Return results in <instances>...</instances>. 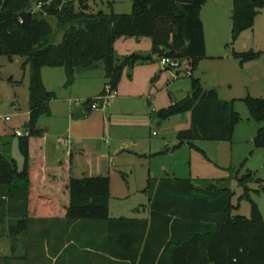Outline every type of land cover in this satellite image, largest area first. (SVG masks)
<instances>
[{"label": "trees", "instance_id": "16d2710c", "mask_svg": "<svg viewBox=\"0 0 264 264\" xmlns=\"http://www.w3.org/2000/svg\"><path fill=\"white\" fill-rule=\"evenodd\" d=\"M36 1L0 0V54L26 57L29 69L27 129L17 136L22 167L0 150V238L7 235L15 243L36 220H62L67 226L96 225V231L102 225L100 248L124 264H264V220L255 204L249 218L232 216L229 189L165 177L148 179L143 190L147 219L111 218L109 179H77L69 164L47 165L44 130L37 126L40 117L50 115L49 103L55 99L43 85V68H62L64 88H69L77 72L102 62L107 82L98 96L106 88L116 91L125 68L155 56L187 61L195 72L207 58L200 11L208 0H131L129 14L88 13L87 0H78L76 11L70 0H53L46 17L29 12ZM263 7L264 0H233L232 43L254 27ZM49 18L62 32L58 44L47 43L53 33ZM120 38H149L151 55L116 58L114 44ZM232 54L241 65L258 57L253 51ZM190 79L189 95L156 113L159 122L190 114V127L177 133L174 148L191 147L194 141L231 142L240 121L234 101L220 100L215 90ZM92 101L83 103V116L91 112ZM243 102L251 119L263 123L253 143L264 148V99L246 97Z\"/></svg>", "mask_w": 264, "mask_h": 264}, {"label": "rangeland", "instance_id": "374dc122", "mask_svg": "<svg viewBox=\"0 0 264 264\" xmlns=\"http://www.w3.org/2000/svg\"><path fill=\"white\" fill-rule=\"evenodd\" d=\"M70 1L78 11V0ZM222 1L223 11L218 21L220 25L218 38L216 39L214 31H211L212 36L208 33V57L206 56L207 58L199 64L192 78L199 79L204 90H215L220 100L234 101L233 108L238 113L240 121L235 127L232 141H194L191 147L184 144L174 148L178 145L177 132L190 127L189 113L171 117L158 124L159 121L155 117L157 112L154 114L151 110L147 113L144 110L140 111L141 104H147L150 108V102H145L141 98V102L126 98L121 101L110 100L108 106L96 110L109 109L108 112L114 113L110 133L106 132L100 139L102 149L110 147V154L105 155L106 158L113 156L111 171L104 173L110 183V217L146 218L148 211L144 207L148 204V196L143 189L147 180L177 177L190 178L198 185L217 183L218 187L229 189L232 193V216L249 218L251 206L255 204L264 220V148L256 147L253 143L263 123L251 119L243 102L246 97L264 99V7L257 15L254 27L242 33L238 40L232 43L233 0ZM131 4V0H87V12L129 14ZM211 8L214 6L209 3L206 9L211 11ZM207 16L210 25L209 12ZM48 21L53 33L47 43L58 44L62 32L57 30L55 19L49 18ZM146 41L148 48L144 56L151 55L152 50L150 40ZM249 51L258 53V57L242 65L241 59L232 54ZM122 57L116 56L118 59ZM26 61L27 58L23 56L10 58L0 54V116L10 117L8 121L0 119V142L3 144L6 139L8 140L10 144L8 147L7 143H4L8 149L7 154L17 163L19 169L22 167L23 159L18 150L17 136L13 133L17 128L23 130L16 124L13 114L19 112L20 107L29 106V69ZM148 63L160 70L152 79L155 83L161 82L165 89L172 85L170 89L173 91L170 94L172 99L179 101L187 96L190 92L191 79L186 76L184 70L182 71L184 74L175 81L172 71L160 66L157 56ZM102 67L103 63L98 62L90 71L95 77L100 76ZM121 78L127 82L132 80L130 68L123 70ZM140 90L141 86L138 91L132 92L138 93ZM166 99L170 103L169 96L162 94L155 103L163 104ZM13 101L16 104L12 105ZM139 112H142L139 117L130 118V114L135 115ZM135 141L137 146L134 144ZM102 157V154H96V167L103 161ZM92 159L88 161L89 164L92 163ZM87 165V162H81L79 168H72V177L80 179L87 176ZM118 197L122 199H117ZM62 222L68 225L67 221ZM62 222L36 220L30 225L27 235L15 243L11 242L7 235L1 237L0 264H96V255L83 250L85 245L93 248L96 228L81 223L69 231L68 227H61ZM12 246L15 248L14 252L11 251ZM5 257L9 258L8 262Z\"/></svg>", "mask_w": 264, "mask_h": 264}, {"label": "crops", "instance_id": "0c3cea01", "mask_svg": "<svg viewBox=\"0 0 264 264\" xmlns=\"http://www.w3.org/2000/svg\"><path fill=\"white\" fill-rule=\"evenodd\" d=\"M213 4L214 8H211V11H208L207 5ZM223 1L222 0H208L202 7L200 11V18L203 24L204 29V40L207 56V36L208 33L210 36L211 31L215 32L216 39L219 35L220 25L218 23L221 17ZM132 6V5H131ZM131 11V10H130ZM207 12L210 13L211 18H209V23L207 21ZM207 21V22H206ZM256 24V20L254 25ZM149 38H120L114 44V53L115 56H129L131 54L146 55L147 54V41ZM151 42V40H150ZM221 44V42H220ZM152 45V43H151ZM150 56V55H148ZM208 57V56H207ZM153 60V59H152ZM151 60V61H152ZM148 61V62H151ZM203 61V60H202ZM201 61V62H202ZM148 62L142 64H136L133 68L130 69L132 80L129 82L120 80L116 91H115V101H121V99H128L131 101L141 102L140 98L145 102H150V108L147 104H141V110L157 112L160 109L168 107L172 102H177L176 99H172L170 94L173 93L172 85L168 86L166 89L161 85V82L156 83L152 80L157 76L160 70L157 66L149 64ZM200 62V63H201ZM199 63V64H200ZM129 71V70H128ZM171 72V71H170ZM174 75V80L178 81L181 74H184L182 71H172ZM193 72L191 76H194ZM42 82L45 89L48 92L55 94V99L49 103L50 115L42 116L38 120V128L44 130V148H45V162L47 165H56L60 163L69 164L71 168L80 167V163L87 162L88 174L83 178L88 177H105L104 173L106 171H111L113 166V156L110 155V158L107 159L105 155L110 154L109 149L101 148L100 139L105 136L106 132L110 133V128L113 125V115L109 109L102 111H91L86 116H83L84 109L82 106H76L77 101H84L87 99H94L97 97L105 87L107 80L104 76V67L100 71V76L93 75L90 70L77 72L73 84L69 88H64V83L66 81L65 73L62 68H43L41 70ZM162 77V76H161ZM151 82V83H150ZM141 86V90L138 93H133L132 91H138ZM150 86V87H149ZM118 94L120 96H118ZM162 94H167L170 99H168L163 104L155 103V101L162 96ZM189 92L187 93V96ZM185 96V97H187ZM120 97V98H119ZM183 97V99L185 98ZM113 100V101H114ZM182 100V99H181ZM180 101V100H179ZM154 102V104H153ZM16 104L15 101L12 102V105ZM113 104L110 105L112 107ZM20 111L13 114L16 124H19L23 131L14 130V135L16 132H21L24 134L25 127L27 126L28 116H29V106L20 107ZM140 113L135 115L130 114V118L139 117ZM143 113L144 115H148ZM154 113V114H155ZM9 117V116H5ZM156 117V114H155ZM46 118V119H44ZM157 118V117H156ZM10 119V117H9ZM153 120V119H152ZM161 122H158L160 124ZM178 133V132H177ZM177 135V134H176ZM17 136V135H16ZM4 143H7V147L10 145L6 139L3 144L0 142V150L8 153V149ZM134 144L137 143L136 141ZM123 145V144H122ZM121 145V146H122ZM184 145V144H183ZM187 145V144H186ZM182 146V145H181ZM124 146H122L123 148ZM96 154H102V160L100 165L96 167ZM93 158L92 163L89 164V160ZM81 179V178H80ZM148 182V180H147ZM146 182V186H147ZM144 187V189L146 188ZM143 189V190H144ZM117 199H122L118 197ZM110 206V201H109ZM114 218V217H111ZM146 218H132V219H147ZM62 222V220H59ZM61 227H68L69 231L76 226L72 224L66 226L62 222ZM36 227L38 225H35ZM41 226V224H40ZM96 228V225H94ZM96 230V229H95ZM94 237L96 238V249L88 248L86 245L83 247V250L96 255V264H124L109 259L105 256L102 249L100 248V243L103 237L105 236L103 227L100 225L98 230L95 231ZM89 243V242H88ZM56 258L53 260L55 261Z\"/></svg>", "mask_w": 264, "mask_h": 264}, {"label": "built area", "instance_id": "2783aa9c", "mask_svg": "<svg viewBox=\"0 0 264 264\" xmlns=\"http://www.w3.org/2000/svg\"><path fill=\"white\" fill-rule=\"evenodd\" d=\"M53 0H38L34 2L29 9V12L32 14H40L43 17L47 16V11L46 9L49 8L52 5ZM159 64L163 69L171 70V71H185L186 76L190 77L191 72L189 70V65L187 61H179L177 59H173L171 57H161L159 59ZM115 97V92L110 91L109 88L105 89L104 94L97 96L96 98L93 99V101L90 104V110L91 111H96L103 109L104 107L108 106L109 101L114 99ZM84 101H77L75 103L76 106H82ZM0 119H4L6 121L9 120V117H2L0 116ZM17 136H22L23 134L21 132H16Z\"/></svg>", "mask_w": 264, "mask_h": 264}, {"label": "water", "instance_id": "95a60500", "mask_svg": "<svg viewBox=\"0 0 264 264\" xmlns=\"http://www.w3.org/2000/svg\"><path fill=\"white\" fill-rule=\"evenodd\" d=\"M25 129H27V126L25 127Z\"/></svg>", "mask_w": 264, "mask_h": 264}]
</instances>
